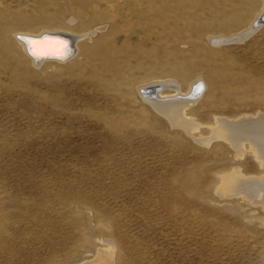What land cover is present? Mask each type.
Instances as JSON below:
<instances>
[{
	"label": "rangeland",
	"instance_id": "rangeland-1",
	"mask_svg": "<svg viewBox=\"0 0 264 264\" xmlns=\"http://www.w3.org/2000/svg\"><path fill=\"white\" fill-rule=\"evenodd\" d=\"M262 9L263 0H0V264H264L263 205L221 191L231 173L258 179L264 166L248 145L239 156L209 139L220 119L264 116V24L236 40ZM94 13L101 21L81 29L80 15ZM57 28L94 30L82 45L100 53L108 41L120 71L91 74L106 55L94 66L30 64L14 35ZM172 80L184 93L204 87L186 112L200 125L190 135L139 92L157 82L170 97Z\"/></svg>",
	"mask_w": 264,
	"mask_h": 264
},
{
	"label": "bare ground",
	"instance_id": "bare-ground-1",
	"mask_svg": "<svg viewBox=\"0 0 264 264\" xmlns=\"http://www.w3.org/2000/svg\"><path fill=\"white\" fill-rule=\"evenodd\" d=\"M96 14L97 13H94L92 16H90V19H85L83 15H80V19L82 22L81 29L83 28L85 29L87 27L86 25L90 26L92 24H95L101 21L99 19L102 16L100 14H97V15ZM254 18L255 20L251 22L252 24H250V27L247 30L242 31L239 34V36L236 38V40H238L239 38H243V37L245 39L247 35L249 34L251 25L260 26L264 24V9H262V11L258 13L257 16ZM110 19L111 17H106L107 21H109ZM111 21L114 22L115 19L113 20L111 19ZM58 29L60 28L49 29V30L47 29L44 32L42 31L43 33H41L40 35L39 33H37L31 36V38L39 37L45 34H60V35L69 37L73 41H74V38H76L77 41L75 45L76 46L75 51L77 52L72 57L71 55L73 53L68 52L69 54H67L65 57H62V59L60 58L59 59H41V60L35 59L27 50V44H26L27 38L24 39V37L27 34L26 35L24 34L16 35L15 34L14 39L16 43L19 45V48L24 54V56L30 61L29 63L35 66H38L37 65L38 63H40L39 64L40 66L46 63L67 64L71 62L74 57H77V58L81 57L83 58L82 59L83 64L91 65L92 62L100 61L101 57L106 55L110 63L103 65L102 70H99V71L98 69L95 70V68L93 67L95 72L91 73L90 71V73L95 74V73L100 72L101 74H104L106 76H113L120 71V70L116 71L114 67L109 66L112 63H120V62L119 61L115 62L116 58H115L114 53H112V50H113L112 45L108 43V41H106L104 38H101V40L102 41L105 40L104 42L107 45L105 48H103L102 52L100 53H97L93 51L91 48H87V46L82 45L83 42L86 41V39L84 38L81 39V37H84L85 34L88 35L87 33L92 32L94 30L80 33L72 29H65L64 32L63 30L57 31ZM256 30H253V33ZM92 33H93V36L91 37V39L87 40L89 42H91L94 39L95 33L94 32ZM73 41L71 42L73 43ZM43 46L53 47L55 49L62 50L64 43L61 41H53V42L45 41L43 42ZM97 63H94V64H97ZM94 64L92 65L94 66ZM90 70H92V68ZM165 83L166 85H169V90L170 91L172 90L170 97L162 98L160 96L162 93L163 87H165V85L164 86L159 85L161 83H157V82L149 83L144 86L142 85L141 87L139 86L140 95L142 99L150 105V107L152 108L154 112H156L158 115L165 118L168 121V123H170L169 125H171L173 128H178L190 135L191 133H193V131L198 130L200 128V125L196 124L194 120L192 121V120L187 119L188 114L186 112L189 110V108L193 104L197 102L200 95H202L201 93H204L203 92L204 87L201 84L200 80H196L195 82L192 83L188 91L184 93L180 90L177 82L172 80V81H168ZM218 123H217L218 125H216L217 127L213 129V136L209 138L211 141H214L216 139L224 140L225 142L228 143V145L232 149H234V151H236V153L239 156L244 154L245 148H246L245 146L248 145L247 150L249 148V150L259 160L260 165L264 166V116H257L253 118L252 117H247V118L242 117L236 121L220 119ZM211 141H208L206 139V140H200L199 142H201L202 144H209ZM231 174L230 176L223 178V183L221 187V191L223 195L232 196V197L240 196L242 197V199H249L253 201L255 204L256 203L261 204L264 207V177L258 178V179L257 178L248 179V178H245L244 175L239 170H237V172L233 173L232 175ZM103 264H110V263L109 261H107L106 263H103Z\"/></svg>",
	"mask_w": 264,
	"mask_h": 264
},
{
	"label": "water",
	"instance_id": "water-1",
	"mask_svg": "<svg viewBox=\"0 0 264 264\" xmlns=\"http://www.w3.org/2000/svg\"><path fill=\"white\" fill-rule=\"evenodd\" d=\"M45 41H61L64 43L62 50L53 47L43 46ZM72 40L60 34H45L39 37L27 38V50L35 59H62L67 54L72 53ZM69 52V53H68Z\"/></svg>",
	"mask_w": 264,
	"mask_h": 264
}]
</instances>
